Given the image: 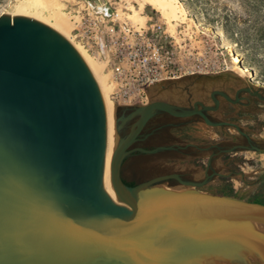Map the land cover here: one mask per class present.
<instances>
[{"label": "water", "instance_id": "obj_1", "mask_svg": "<svg viewBox=\"0 0 264 264\" xmlns=\"http://www.w3.org/2000/svg\"><path fill=\"white\" fill-rule=\"evenodd\" d=\"M239 92L233 101L212 91V107L196 102L175 110L155 100L118 120L111 183L129 208L124 211L100 186L105 113L93 76L51 28L2 15L0 264H198L212 255L229 257L237 248L264 259V241L249 229L264 226V205L203 192L175 176L184 191L160 188L167 176L133 187L121 177L124 160L140 150L132 146L157 111L175 118L198 115L207 126L242 134L235 124L206 116L219 108L215 96L235 104Z\"/></svg>", "mask_w": 264, "mask_h": 264}, {"label": "rangeland", "instance_id": "obj_2", "mask_svg": "<svg viewBox=\"0 0 264 264\" xmlns=\"http://www.w3.org/2000/svg\"><path fill=\"white\" fill-rule=\"evenodd\" d=\"M77 1L80 0L60 1V11L68 26L65 12ZM107 1L133 26L150 29L154 24L162 25L172 38L168 40L171 46L160 45L172 50L178 64L198 72V67L201 68L199 73L157 86L152 91V101L187 109L196 102L212 106L209 95L214 90L222 91L232 100L240 91L239 101L235 104L219 98L218 110L209 113L208 118L212 120L210 122L235 124L243 135L232 127L207 126L195 116L184 121L167 119L154 132L155 123L152 121L142 135L146 142L133 145L132 148L140 150L124 160L122 179L140 184L173 171L183 178L181 181L198 185L200 191L215 195L231 193L233 197L248 202H264V153L251 149L245 138L256 148L264 149V0H178L195 26L188 21H179L172 27L146 5L140 13L144 23L136 25L129 21L126 18L130 13L128 5L138 10L140 0ZM16 4L17 0H0V17L11 12ZM46 15L50 16L49 11ZM228 46L232 47V52ZM236 50L255 79L248 81V78L232 72L231 55ZM255 93L259 98L253 95ZM129 110L116 109L115 123L128 115L125 112ZM135 119L133 116L127 120L121 135L128 132ZM181 123L186 127H175ZM198 124L209 129H200ZM171 186L177 185L165 182L159 185L160 188L173 189ZM176 188L184 191L187 187Z\"/></svg>", "mask_w": 264, "mask_h": 264}, {"label": "built area", "instance_id": "obj_3", "mask_svg": "<svg viewBox=\"0 0 264 264\" xmlns=\"http://www.w3.org/2000/svg\"><path fill=\"white\" fill-rule=\"evenodd\" d=\"M65 13L70 39L100 68L116 109L144 107L157 86L201 71L178 64L160 45L171 46L172 38L162 25L133 26L107 0H80Z\"/></svg>", "mask_w": 264, "mask_h": 264}, {"label": "bare ground", "instance_id": "obj_4", "mask_svg": "<svg viewBox=\"0 0 264 264\" xmlns=\"http://www.w3.org/2000/svg\"><path fill=\"white\" fill-rule=\"evenodd\" d=\"M60 1L62 0H17V4L14 6L13 10L6 14V16L25 17L48 26L70 44L88 68L99 88L105 113V142L100 186L114 207L128 211L129 208L117 200L111 183V161L119 141L117 124L115 123L116 107L108 97V89L105 84V78L101 75L100 68L83 52L80 46L74 44L70 39L69 33L71 27L70 25H67L63 18V13L60 11ZM138 4V10H135L132 5H128L127 10L130 13L126 17L129 21L136 25L138 23L142 24L145 22L140 13L146 5L158 12L160 16L167 21V24L171 25V27L174 26L172 25L173 23L179 21H181L180 23L188 21L190 25L195 26L193 19L187 16L185 8L178 0H140V3L138 2ZM47 11H49L50 16H45ZM228 48L230 49V52H232V47L228 46ZM231 56V64L233 66L232 72L237 73L236 75L240 74L244 78H248V81L250 79H255L251 75L252 73H248L249 68H247L241 61L240 54L237 50L234 51V54ZM198 127L203 130L209 129L203 124H198ZM249 229L259 235L262 241H264V226L252 225ZM262 246H264V242H262ZM198 264H264V259H262L261 256H255L241 248H237L229 257L212 255L201 260Z\"/></svg>", "mask_w": 264, "mask_h": 264}, {"label": "flooded vegetation", "instance_id": "obj_5", "mask_svg": "<svg viewBox=\"0 0 264 264\" xmlns=\"http://www.w3.org/2000/svg\"><path fill=\"white\" fill-rule=\"evenodd\" d=\"M234 97H235V95H234ZM238 97H239V94H238ZM215 98L219 101V98H221V97H219V96H215ZM209 99H210V97H209ZM221 99H223V98H221ZM224 100V99H223ZM232 100V99H231ZM151 101H152V99H151ZM150 101V102H151ZM210 101H211V99H210ZM225 101V100H224ZM233 101H234V98H233ZM212 102V101H211ZM227 102V101H226ZM229 103V102H228ZM168 104V103H167ZM195 104V103H194ZM194 104H191L187 109H191L192 108V106L194 105ZM170 105V104H169ZM212 106H213V103H212ZM212 106H210V107H212ZM219 106H220V101H219ZM198 108H200L199 106H197ZM181 108H177V107H175V110H180ZM130 113V111H126L125 112V114H129ZM215 113V112H214ZM208 114L209 113H206V116H207V118H208ZM193 117V116H192ZM195 117H199L198 115H195ZM190 118V117H189ZM189 118H175V117H173V116H170V115H168V114H166V113H164V112H161V111H157V112H155L154 113V115H153V117H151V119L147 122V124H146V126L148 125V123H150V122H154L155 124H153L155 127H153L152 128V130H153V132H154V130H156L158 127H160V124H161V122H164V121H166L167 119L168 120H177V121H184V120H187V119H189ZM200 118V117H199ZM201 119V118H200ZM208 120H210V118H208ZM210 121H212V120H210ZM213 122H215V121H213ZM215 123H218V122H215ZM223 123V122H222ZM146 126H145V128H146ZM176 128H179V127H186V124H183V123H181V124H177L176 126H175ZM145 128L143 129V131L141 132V134H140V136L138 137V140H137V142L134 144V145H136V144H143V143H145L144 141H143V139H142V135H144L145 133H144V130H145ZM152 132V131H151ZM144 133V134H143ZM150 134V133H149ZM150 137H152V136H150ZM219 152V151H218ZM217 152V153H218ZM160 176H167L168 178H167V180L165 181V183H167V184H169V185H177V186H171L173 189H167V188H162V189H166V190H169V191H177V192H180V190H179V188L177 189L176 187H183L182 185H178V182H177V180L175 179V177H177L179 180H181V179H183V178H181V176L177 173V172H173V171H171V172H166V173H162V174H159V175H157L156 177H160ZM172 176H175V177H172ZM152 178H155V177H152ZM152 178H150V179H152ZM181 178V179H180ZM149 179V180H150ZM124 181V180H123ZM124 182H126V181H124ZM126 183H133V186H135V185H137V183H135V182H126Z\"/></svg>", "mask_w": 264, "mask_h": 264}, {"label": "trees", "instance_id": "obj_6", "mask_svg": "<svg viewBox=\"0 0 264 264\" xmlns=\"http://www.w3.org/2000/svg\"><path fill=\"white\" fill-rule=\"evenodd\" d=\"M127 186H129V187H133V183H126V182H124ZM224 196H232L231 195V193H225V194H223ZM233 197V196H232ZM254 203H258V204H262V205H264V202H254Z\"/></svg>", "mask_w": 264, "mask_h": 264}]
</instances>
